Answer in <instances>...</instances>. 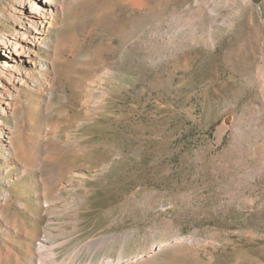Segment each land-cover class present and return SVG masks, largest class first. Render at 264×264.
Returning a JSON list of instances; mask_svg holds the SVG:
<instances>
[{"label":"rangeland","instance_id":"374dc122","mask_svg":"<svg viewBox=\"0 0 264 264\" xmlns=\"http://www.w3.org/2000/svg\"><path fill=\"white\" fill-rule=\"evenodd\" d=\"M30 1L0 0V45ZM32 1L35 53L0 47L7 264L48 226L59 264H264V1Z\"/></svg>","mask_w":264,"mask_h":264},{"label":"bare ground","instance_id":"6f19581e","mask_svg":"<svg viewBox=\"0 0 264 264\" xmlns=\"http://www.w3.org/2000/svg\"><path fill=\"white\" fill-rule=\"evenodd\" d=\"M44 1V0H43ZM36 8L32 12L33 14L29 18V22L31 23L32 29L29 30V34L25 33L22 37H16L14 39L7 38L1 42L0 47L6 51H13L19 56H26L28 58L31 57L32 53H35V48L38 41L41 39L38 35L39 33H43L47 29V23H50L48 20L51 16V11L48 10L47 7L38 8L37 4L34 1H30ZM28 59L27 61H29ZM17 66H22L21 63L25 62L23 60H16ZM26 61V60H25ZM26 65V64H25ZM15 67V66H14ZM16 68V67H15ZM21 68L17 70L18 73L15 75L14 73L10 74V71L4 72L0 74V84L9 91V88H13L16 85L18 80H24L23 77H19L18 74H23L21 72ZM10 103H7V106ZM3 134V128L0 126V136ZM20 152V151H19ZM2 208V204H0V209ZM78 212V210H76ZM54 220V217L49 218V222ZM49 227V226H48ZM46 227L42 234H38L36 240L31 243L32 248L28 251L27 257L29 259L30 264H59L57 261V244L52 236V231ZM36 237V236H35ZM0 250V258L2 259V264L4 262L8 263V258L13 254L11 249H7V252L4 253V258L1 257ZM143 255L141 254L138 258H141ZM15 257V256H14ZM127 258L121 255L117 260H113L111 258H107L101 264H119L125 261ZM20 258L18 259V261ZM10 262V261H9Z\"/></svg>","mask_w":264,"mask_h":264},{"label":"water","instance_id":"95a60500","mask_svg":"<svg viewBox=\"0 0 264 264\" xmlns=\"http://www.w3.org/2000/svg\"><path fill=\"white\" fill-rule=\"evenodd\" d=\"M253 3H255L260 9H261V3L264 1V0H251Z\"/></svg>","mask_w":264,"mask_h":264}]
</instances>
